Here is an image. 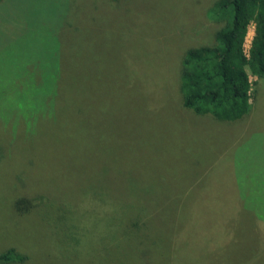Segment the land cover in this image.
Returning a JSON list of instances; mask_svg holds the SVG:
<instances>
[{
  "label": "rangeland",
  "instance_id": "374dc122",
  "mask_svg": "<svg viewBox=\"0 0 264 264\" xmlns=\"http://www.w3.org/2000/svg\"><path fill=\"white\" fill-rule=\"evenodd\" d=\"M214 1L3 0L0 76L60 41L87 99L34 136L0 126V251L16 245L26 264H264V79L250 76L237 122L195 116L178 90L184 52L218 27ZM253 37L251 25L246 51ZM129 209L147 220L133 234Z\"/></svg>",
  "mask_w": 264,
  "mask_h": 264
},
{
  "label": "trees",
  "instance_id": "16d2710c",
  "mask_svg": "<svg viewBox=\"0 0 264 264\" xmlns=\"http://www.w3.org/2000/svg\"><path fill=\"white\" fill-rule=\"evenodd\" d=\"M2 2L0 0V4ZM206 17L218 27L209 44L188 48L180 60L178 90L182 106L195 116H208L217 122L242 121L252 108L250 76L264 79V0H216L206 10ZM251 25H254V37L246 51ZM60 31H57L58 36ZM60 43L53 41L50 50L43 45L40 63L35 60L27 65L18 63L13 66L15 69L11 67L0 76V126L1 129L7 127L11 139L26 134L34 136L45 123H51L67 103L74 107L85 106L86 92L72 69L75 61L64 63ZM80 184L74 186L77 197L87 202L88 194L79 193ZM13 204L19 216L31 214L35 208L33 201L25 198ZM128 212L121 221L129 228L126 234H133L147 220L146 216L138 215L136 209ZM134 215L138 216L132 218ZM64 220L63 214L59 221ZM69 226L67 223L68 230H73L75 235L81 232ZM107 229L110 230L109 222ZM127 254H122L119 264H128ZM176 255L171 264H175ZM29 259L16 245L0 251V264H26Z\"/></svg>",
  "mask_w": 264,
  "mask_h": 264
}]
</instances>
